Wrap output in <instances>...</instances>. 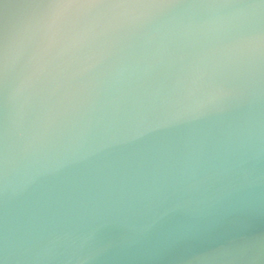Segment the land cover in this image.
<instances>
[{
	"label": "water",
	"instance_id": "95a60500",
	"mask_svg": "<svg viewBox=\"0 0 264 264\" xmlns=\"http://www.w3.org/2000/svg\"><path fill=\"white\" fill-rule=\"evenodd\" d=\"M0 264H264V0H0Z\"/></svg>",
	"mask_w": 264,
	"mask_h": 264
}]
</instances>
